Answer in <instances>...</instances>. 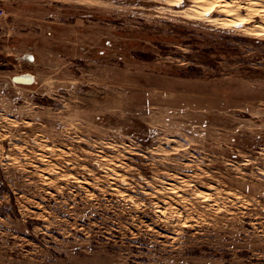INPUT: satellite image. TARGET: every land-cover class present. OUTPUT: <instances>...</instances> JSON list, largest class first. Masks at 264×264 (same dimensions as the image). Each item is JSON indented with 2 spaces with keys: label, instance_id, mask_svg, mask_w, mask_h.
Here are the masks:
<instances>
[{
  "label": "rangeland",
  "instance_id": "rangeland-1",
  "mask_svg": "<svg viewBox=\"0 0 264 264\" xmlns=\"http://www.w3.org/2000/svg\"><path fill=\"white\" fill-rule=\"evenodd\" d=\"M262 9L0 0V264H264Z\"/></svg>",
  "mask_w": 264,
  "mask_h": 264
},
{
  "label": "bare ground",
  "instance_id": "bare-ground-1",
  "mask_svg": "<svg viewBox=\"0 0 264 264\" xmlns=\"http://www.w3.org/2000/svg\"><path fill=\"white\" fill-rule=\"evenodd\" d=\"M261 12H263V14H264V9H262ZM261 12H260V14H262ZM263 14H262V15H263ZM263 16H264V15H263ZM240 18H241V17H240ZM233 19H235V18H233ZM241 19H244V18H241ZM241 19H240V21H239V18H238V20H232V21H234V23H238V22H241ZM263 24H264V23H263ZM255 25H256V24H255ZM261 26H262V25H261ZM259 27H260V26H259ZM262 27H263V26H262ZM255 29H258V28L256 27ZM253 30H254V29H253ZM263 30H264V29H263ZM254 31H257V30H254Z\"/></svg>",
  "mask_w": 264,
  "mask_h": 264
}]
</instances>
